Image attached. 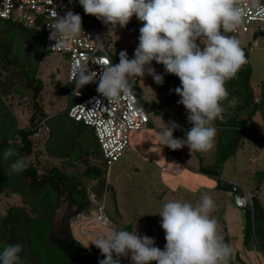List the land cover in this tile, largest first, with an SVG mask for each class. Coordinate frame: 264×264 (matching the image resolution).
<instances>
[{
  "label": "clouds",
  "instance_id": "1",
  "mask_svg": "<svg viewBox=\"0 0 264 264\" xmlns=\"http://www.w3.org/2000/svg\"><path fill=\"white\" fill-rule=\"evenodd\" d=\"M79 4L86 14L112 27H125L133 15L144 22L134 58L121 51L118 64L106 61L97 91L109 103L118 104L122 97L132 94V77H144L147 72L162 84L163 76L156 73L151 62L163 64L167 73L179 77L182 86L175 89L181 97L178 102L188 110V120L194 126L186 138L177 139L173 132L179 125L170 122L159 130L160 143L173 150L187 145L191 153L210 151L217 134L212 122L223 118V102L229 96L225 84L247 63L240 41L225 34L235 32L250 11L253 19L264 21V4L260 0H79ZM52 15L54 22L48 27L49 39L56 41L53 50L78 43L84 35L82 17L72 11ZM96 76L97 72L84 62L71 66V79L79 88L95 82ZM13 155L18 153L8 148L4 159ZM28 166L26 158L19 157L10 165L9 174L21 173ZM214 208L209 195H203L196 206L182 200L164 203L158 212L165 231L163 250L154 246L153 238L115 229L107 221L90 243L104 256L99 264H120L119 257L129 254L133 264H229L233 250L224 242L217 220L210 216ZM21 251L19 243L5 244L0 250V264H22Z\"/></svg>",
  "mask_w": 264,
  "mask_h": 264
},
{
  "label": "trees",
  "instance_id": "2",
  "mask_svg": "<svg viewBox=\"0 0 264 264\" xmlns=\"http://www.w3.org/2000/svg\"><path fill=\"white\" fill-rule=\"evenodd\" d=\"M133 23L134 26H141L135 29L130 22L125 27L107 24L113 29L137 33L133 39L138 42L126 45L127 49H124L129 59L138 47L139 29L144 24L137 18L133 19ZM225 35L237 36L231 32ZM42 46L40 20L27 27L15 20L0 18V199H17L16 203L0 208V250L5 244L19 243L22 247L19 253L22 264H70L67 253L48 241L53 210L59 203L68 201L75 207L72 214L79 215L91 206L88 191L97 199L102 198L107 188L104 177L106 166L93 131L90 135L86 133L85 129L91 127L73 121L66 114L71 89L64 78L61 85H56L65 97V106L60 112L62 124L67 120L69 125L59 129L61 122L52 121L56 115L54 111L47 110L41 103L42 82L37 73L45 53ZM241 47L247 59L246 48ZM109 53L112 59L113 55ZM167 74L174 84L172 89L175 96L170 100L179 101L181 97L175 89L182 86L181 81L175 74ZM225 87L229 96L223 102L224 118L216 119L212 125L217 131L214 165L206 168L213 173L235 153L247 136H252L254 143L264 140L262 136H257L254 120V116L258 115L264 124V79L252 86L246 63L236 78L226 82ZM15 104L25 110V117L21 120L13 111ZM41 122L47 127V132L34 137ZM192 127H181L176 131L187 133ZM8 148L14 149L18 156L4 159V152ZM19 157L26 158L29 166L21 173L9 174L10 165ZM68 166L71 167L69 171L66 169ZM252 177L256 187L264 180V171L256 170ZM237 192L241 193V190ZM240 208L245 209L246 214L244 235L254 239L264 252L260 246L264 244L261 203L252 194L251 206ZM68 223L67 220V230L72 240L94 257L103 256L93 247L87 249L78 242L71 235ZM223 240L226 241V236H223Z\"/></svg>",
  "mask_w": 264,
  "mask_h": 264
},
{
  "label": "crops",
  "instance_id": "3",
  "mask_svg": "<svg viewBox=\"0 0 264 264\" xmlns=\"http://www.w3.org/2000/svg\"><path fill=\"white\" fill-rule=\"evenodd\" d=\"M165 126L159 123L154 125L149 120L144 128L131 131L127 148L105 170L107 188L102 201L107 222L110 221V226L118 230L136 231L140 237L147 235L154 239V246L163 250L166 245L165 231L161 226L162 217L158 213L163 204L171 200H182L196 206L203 195H209L215 202V208L210 216L217 220L220 234L222 237L226 236L225 243L233 250V258L229 264H264V258L260 254L261 249L253 244L252 239L244 235L245 209L236 207L228 193L231 183L240 185L251 194H255V189L260 184L255 187L254 182V186L252 184L251 189H247L236 179L226 181L221 178L220 172L213 173L206 170L207 167L214 165L212 158H214L215 145L208 152L192 153L187 145L176 150L163 146L160 143L159 130ZM189 126L194 125L181 127ZM176 129L173 132L174 138H186V133ZM253 144H261V142H252L251 145ZM248 148L245 142L231 157H235L239 149L247 151ZM241 157H244V152ZM255 159L256 157L247 156V161ZM254 171L245 168L243 172L254 180L252 177ZM261 206L264 212L262 203ZM71 208L70 214L75 210L74 206ZM93 210L94 207L90 206L82 212V217L79 219L93 221L91 219ZM150 264L157 262L152 261Z\"/></svg>",
  "mask_w": 264,
  "mask_h": 264
},
{
  "label": "built area",
  "instance_id": "4",
  "mask_svg": "<svg viewBox=\"0 0 264 264\" xmlns=\"http://www.w3.org/2000/svg\"><path fill=\"white\" fill-rule=\"evenodd\" d=\"M264 4V0H260ZM79 0H0V18L18 21L25 26H32L40 20V29L43 34V50L47 52L64 53L67 56L65 67V82L73 84L71 79V66L74 62L86 63L89 70L97 72L95 82L70 90V103L66 114L73 121L81 122L91 127L99 151L103 157L106 170L115 162L128 146L129 133L137 131L146 126L149 116L133 93L130 96L122 97L118 104L109 101L97 91L105 62L115 63L110 57L107 38L94 31L91 27L87 14L81 5L82 27L84 35L79 38L78 43L64 50H53L55 40H50L51 29L48 24L53 23V13L57 12L64 16L67 11L77 14ZM253 11H250L244 23L232 34L238 32H249L253 26L254 32L262 31L264 21L252 18ZM198 43V40H197ZM47 132L44 123H40L33 134L34 137L43 136ZM237 190H241L238 193ZM228 193L232 197L236 207L251 206L252 194L236 183H231ZM87 197L95 207L91 219L104 227L107 217L104 210L102 198L97 199L88 191ZM82 213L79 214V218Z\"/></svg>",
  "mask_w": 264,
  "mask_h": 264
},
{
  "label": "rangeland",
  "instance_id": "5",
  "mask_svg": "<svg viewBox=\"0 0 264 264\" xmlns=\"http://www.w3.org/2000/svg\"><path fill=\"white\" fill-rule=\"evenodd\" d=\"M77 14H79L81 17L83 16L80 4L77 6ZM87 18L94 31L98 34L104 35L107 38L110 48L109 51L113 55L112 59L115 64L119 63V53H117L118 51H125L124 49H127L125 48L126 45H131L138 42V40L135 41L133 39L137 34L134 31L113 29L105 24L102 20H97L93 15L87 14ZM134 18H136L135 15H133L130 20V24H132V26L135 25V23H133ZM138 25L141 26V24ZM138 25L134 26L135 29L139 27ZM260 32H262V34H260ZM253 33V26H251L249 32H238L236 36L240 41V44L245 47L247 51V66L250 70V83L252 86H254L258 81L264 79V24L262 31H259L255 35V38H252ZM198 44H200V47L203 49L204 45L200 42V40ZM132 58H134V55L131 56L130 59ZM66 62V54L45 51L38 66L39 68L37 73L42 82L41 103L47 110L54 111L56 115L52 117V121L61 122V124L58 125L59 129H63V127L65 128L66 125H69V123H66L67 120L64 122V125L62 124L63 121L61 118H63V116H60V112L65 106V97L64 94L59 91V88H57L56 85V83L61 85V82L65 76ZM151 66L155 68L158 75L163 76L162 84H157L153 76L149 75L147 72H145L144 77L136 76L131 78L134 81L132 90L146 110L149 119L154 125L159 123L161 126H165L170 122L176 123L179 125V127L190 124L192 125V123L188 120V110L185 108V106L178 101L171 102L170 100L172 96H175V93L172 89V85L174 84L172 82L171 76L165 72L164 65L153 60L151 62ZM68 85L70 86V89L71 87H77L76 82H74L72 85L68 83ZM236 109L239 110L238 106H236ZM13 111L16 113L19 120L25 117V110L22 106L19 107L17 104H15ZM218 120L221 119L218 118ZM254 120L256 122L257 136H262L264 139V124L262 120L258 115L254 116ZM47 122H49V120ZM212 123L214 124V121ZM85 130L86 133L89 134L91 133L92 129L86 128ZM181 132L184 133L183 131ZM251 138L252 136H247L242 142L243 144L246 142V144L249 146L247 151L239 149L236 152V158L230 156L220 164V170L217 169V171L220 172L222 179H225L226 181L236 179L247 189H249L250 186L252 187V184L254 186V180L246 176V174L243 172L245 171V168L251 171H256V168L258 170L264 171V140L261 142V144L251 145ZM242 152H244V157H241ZM247 156L256 157V159L253 161H247ZM212 160H214V158H212ZM210 161L211 160L209 158V162ZM66 169L69 171L71 170V167L68 166ZM255 195L264 206V180L260 183L259 187L255 189ZM16 202L17 199L14 197L1 198L0 208H4L7 205ZM62 204L67 207L70 203L66 201ZM91 206L95 207L93 203H91ZM71 207L72 206L70 204L69 211H71ZM69 211L68 217L70 219L68 222L70 223L69 230L71 235L85 248L88 249L93 247L99 252L100 249H98L94 244L90 243V241L98 232L103 231L104 227L93 221H83L79 219V215H71ZM73 221H75V223ZM110 224L111 223L109 221V225ZM252 242L256 245L254 239H252ZM260 246L264 251V244H260ZM260 254L264 258V252L262 253L260 251ZM119 260L120 264H131L132 262L130 255L129 257L121 256L119 257Z\"/></svg>",
  "mask_w": 264,
  "mask_h": 264
},
{
  "label": "water",
  "instance_id": "6",
  "mask_svg": "<svg viewBox=\"0 0 264 264\" xmlns=\"http://www.w3.org/2000/svg\"><path fill=\"white\" fill-rule=\"evenodd\" d=\"M255 35L253 33L252 38H255ZM69 206L70 204L65 207L62 203H59L53 210L51 226L48 231V241L67 253L70 264H99V261L104 259V256L99 258L94 257L69 237L67 230Z\"/></svg>",
  "mask_w": 264,
  "mask_h": 264
}]
</instances>
